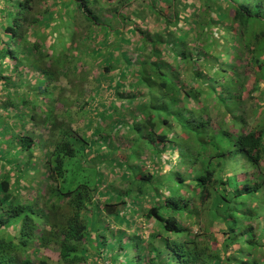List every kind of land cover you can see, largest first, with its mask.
<instances>
[{
  "label": "trees",
  "instance_id": "16d2710c",
  "mask_svg": "<svg viewBox=\"0 0 264 264\" xmlns=\"http://www.w3.org/2000/svg\"><path fill=\"white\" fill-rule=\"evenodd\" d=\"M262 115L264 0H1L0 264H264ZM77 153L124 193L64 190Z\"/></svg>",
  "mask_w": 264,
  "mask_h": 264
},
{
  "label": "rangeland",
  "instance_id": "374dc122",
  "mask_svg": "<svg viewBox=\"0 0 264 264\" xmlns=\"http://www.w3.org/2000/svg\"><path fill=\"white\" fill-rule=\"evenodd\" d=\"M137 5L132 6V7H136ZM104 6H105L104 3H100L98 7L101 8L102 10ZM105 19L106 21H108L107 16L103 18V21ZM147 21L150 22V20H147ZM149 22H148V25H151L150 30H158V28L155 27L154 24H149ZM140 28L141 29L145 28L143 23L141 24ZM129 40L131 42L132 41L134 42V40H136V37L133 36ZM129 47H130V50H133L132 45H129ZM130 50H129V53H131ZM84 71L86 72L85 74L86 79H85V83L81 85V88H83V90L87 92H91L92 90H94V86H95L94 79L92 78V68L90 67L85 68ZM78 75L75 74V77H73L71 74H69L68 79H61L60 81V86L64 91L62 95L64 96V98L68 100V102L73 101L77 97V94L75 95L76 90L73 85H70V82L74 81L75 78L78 77ZM87 78H88V81H87ZM69 80L70 82L68 84L67 82ZM102 85L106 86L107 81H105L104 84ZM259 92L260 93L255 92V95L258 96V94H260L261 96L262 90H260ZM109 94H110L109 92L105 93L106 96H108ZM64 105H67L65 106V109H66L70 104H64ZM58 110H59V107H58ZM58 116L59 118L65 117L66 113L64 111H61L60 114L58 113ZM262 118H264V115L260 116V118L258 119L261 120ZM78 126L79 125L77 124L76 120H73L72 127L75 128L74 130H76ZM33 127L36 129L33 130L32 132H34L33 134H35L37 138L41 134H43V126H40L38 124L35 126H31L30 129ZM106 129H108V123L106 124V127H105L104 137H101L99 144H97V146L100 145L101 147H104L105 149L114 146L115 145L114 140L118 138L117 136L112 135V133H109L108 130L106 131ZM32 132H29V133L32 134ZM34 152H35V155L32 158L31 166L32 167L35 166V168L32 170H38V171L28 172L26 175H24V182L22 183L21 186L22 188L28 189L30 191V196H37L38 203L42 204L43 200L40 198L45 197L44 195L45 194L44 193L45 183L43 181V177L40 176L39 174L40 171L38 169V166L41 160L43 161V156L40 151L35 150ZM88 153H91V151ZM99 162H101L99 157H96L95 159L86 158L85 156H83V153L81 154L77 153V157L75 159L66 160L64 162L66 174L64 177V182L62 183V188L64 190H73L77 186L82 185L83 183H87V186L90 188V190H92L93 192L97 190L96 193H98L100 186L106 185V187L108 188V191L122 195L126 189V186L123 182L120 181L119 173L117 172L114 175L107 176V177L103 176L106 173H110V170L113 168V166L110 165V163L103 166V164H99ZM99 192L103 194L102 191H99ZM102 206H103V203L100 205V208ZM60 210L63 211L65 210V208L63 207V209H60ZM121 212L123 213V215L121 216V220L123 221V224H124L127 221L126 219H124L126 218V215H125L126 210L121 211ZM147 229L149 228L147 227ZM141 234L143 236H146L147 235L146 230H141ZM38 257L47 259L50 264H57V261H58L57 252L54 249H43L38 254Z\"/></svg>",
  "mask_w": 264,
  "mask_h": 264
},
{
  "label": "clouds",
  "instance_id": "9594fccd",
  "mask_svg": "<svg viewBox=\"0 0 264 264\" xmlns=\"http://www.w3.org/2000/svg\"><path fill=\"white\" fill-rule=\"evenodd\" d=\"M104 187H106V185H103L102 187H101V189H103ZM101 191V190H100ZM103 192V191H102Z\"/></svg>",
  "mask_w": 264,
  "mask_h": 264
}]
</instances>
